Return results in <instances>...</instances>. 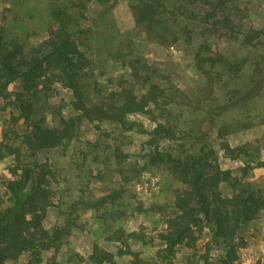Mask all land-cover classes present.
Wrapping results in <instances>:
<instances>
[{
	"label": "rangeland",
	"instance_id": "rangeland-1",
	"mask_svg": "<svg viewBox=\"0 0 264 264\" xmlns=\"http://www.w3.org/2000/svg\"><path fill=\"white\" fill-rule=\"evenodd\" d=\"M81 1L83 6L78 0H0V27L9 37L36 45L55 28L52 8L82 13L78 22L86 31L96 81L88 87L93 102L111 106L120 103L124 93L139 97L151 85L158 86L167 98L158 109L152 108L156 118L164 114L186 135L188 148L203 144L213 148L221 169L239 173L247 166L243 182L264 193V0H225L233 29L221 25L204 29L200 17L195 18L200 0H162L164 9L152 27L137 22L138 0ZM250 30L259 41L248 45L242 36ZM205 44L209 51L204 55L224 60L214 63L208 76L197 64L198 51ZM239 62L242 66L228 70ZM256 75L263 76L260 86L246 95ZM19 88L15 84L12 91ZM72 100L69 90L56 87L55 96L42 102L41 114L48 127L58 124L60 116L76 118L75 137L69 145L42 154L57 171L53 205L43 226L56 227L63 235L56 252H42V264H92L89 256L94 246L113 253L117 264H129V255H117L127 245L153 261L162 246L157 234L184 186L164 166L149 164L139 133L107 120L80 117ZM16 116L8 102L0 99V140L5 128L23 130ZM129 118L146 130L154 127L147 115ZM221 142L244 147L246 154L230 159L219 149ZM10 163V158L0 160V194L5 192ZM221 191L231 194L225 184ZM240 237L244 245L237 250L239 264H264V209L243 226ZM207 239L198 241L200 252ZM187 253L180 255V264ZM27 259L24 253L5 264H25Z\"/></svg>",
	"mask_w": 264,
	"mask_h": 264
},
{
	"label": "trees",
	"instance_id": "trees-1",
	"mask_svg": "<svg viewBox=\"0 0 264 264\" xmlns=\"http://www.w3.org/2000/svg\"><path fill=\"white\" fill-rule=\"evenodd\" d=\"M78 1L83 6V1ZM138 1L137 22L152 27L158 22L159 10L164 9L162 0ZM225 2L200 0L202 6L195 18L200 17L204 29H214L217 25L234 28ZM50 16L55 28L36 45L11 38L0 27V99L16 111L23 126L20 132L5 128L0 140V160L11 159L6 168L8 179L3 184L5 192L0 194V264L17 260L24 253L28 254L25 264H42V252H56L62 244L59 229L43 226L47 210L53 205L57 171L42 154L69 145L75 137L76 118L65 120L60 116L58 124L45 125L42 102L55 96L56 87L71 92V106L80 117L107 120L122 130L139 133L144 137L142 148H146L149 164L164 166L184 186L175 197L173 212L166 218L163 230L157 234L162 246L154 260L143 259L129 245L119 250V257L129 255V264H180V255L188 252L184 264H239L237 250L244 245L240 231L264 209V193L247 188L249 185L243 182L249 168L243 167L239 173L224 170L219 167L213 148L205 144L197 149L188 148L186 135L168 122L164 114L158 120L153 113L152 108L158 109L160 101L167 98L154 84L139 97L124 93L118 104L106 106L93 102L88 87L96 81L86 50V31L78 22L83 14L65 7L52 8ZM242 40L251 45L259 37L250 30ZM206 51L209 47L205 44L198 51L197 64L208 76L214 63L224 60L204 55ZM237 66H242L241 62L229 65L228 70L233 72ZM262 78L255 76L246 95L256 92ZM15 84L20 85L18 91H12ZM133 114L147 115L154 127L144 129L129 118ZM219 149L230 159L246 154L244 147L232 148L227 142H221ZM261 165L264 167V163ZM223 184L230 189V195L221 191ZM100 200L105 202L106 198ZM204 236L208 239L200 252L197 243ZM89 261L117 264L113 253L97 246L93 247Z\"/></svg>",
	"mask_w": 264,
	"mask_h": 264
}]
</instances>
